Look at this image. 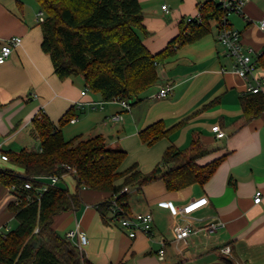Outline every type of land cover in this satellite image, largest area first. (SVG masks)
<instances>
[{
  "label": "crops",
  "instance_id": "1",
  "mask_svg": "<svg viewBox=\"0 0 264 264\" xmlns=\"http://www.w3.org/2000/svg\"><path fill=\"white\" fill-rule=\"evenodd\" d=\"M206 1L140 0L148 30L141 36L148 49L152 53L163 50L179 34L182 20L198 15L200 5ZM37 5L40 8L38 2ZM23 8L19 0H0V49L10 37H22V43L0 64V156L9 149H36L32 119L40 110L58 123L68 110L75 108V122L70 124H80L78 131H82L75 136L84 137L85 124L90 120L88 112L100 114L97 119L102 118L104 126L106 121L120 124L119 139L111 135L109 141L103 127L96 126L86 135L103 134L110 146L124 148L129 157L122 169L137 162L142 171L148 172L161 161L170 145L185 148L195 137L211 150L199 163L225 157L203 185L196 183L169 191L159 180L139 189L140 197L135 200L129 191L132 213L152 212L151 235L139 233L130 237L119 223L104 222L97 204L107 193L86 187L81 189L80 208L56 215L54 228L66 235L79 223L88 236L82 252L94 264L122 260L127 264H264V110L249 120L244 115L242 98L252 93L247 91L248 80L234 70V60L217 40L218 24L212 25L209 34L180 47L161 63L157 84L141 93L128 110L117 100L107 101L113 103L107 107L99 93L86 88L82 76L77 80L75 76L60 79L50 54L42 49L43 32L37 22L41 8L34 16H26ZM243 11L244 14L234 13L228 19L232 27L241 31L243 43L253 47L258 56L264 48V28L260 26L264 0L247 2ZM256 74L264 76V67L258 65ZM166 85L172 86L171 92L166 97H157ZM114 114H122L123 119L111 121L109 118ZM158 120H164L168 128L182 120L186 122L153 145L143 143L140 131ZM217 124L226 132L225 137H217L212 129ZM40 146L39 141L36 150ZM132 149H140L142 153L131 158ZM0 167L23 172L22 166L1 157ZM60 182L72 191L76 188L72 176H65ZM258 190L263 198L256 203ZM17 198L12 189L0 186L2 233L14 229L10 223L16 216L10 204ZM199 198H207V203L193 213L182 215L176 211ZM163 203H168V207ZM217 221L223 225L213 233L192 234L184 241L174 238L176 224L201 226ZM164 240L166 251L161 259L159 250ZM226 245L231 247V255L222 252Z\"/></svg>",
  "mask_w": 264,
  "mask_h": 264
},
{
  "label": "trees",
  "instance_id": "2",
  "mask_svg": "<svg viewBox=\"0 0 264 264\" xmlns=\"http://www.w3.org/2000/svg\"><path fill=\"white\" fill-rule=\"evenodd\" d=\"M45 12L41 23L42 49L49 53L54 70L60 79L82 76L91 92L99 93L104 101L126 100L134 104L139 95L159 81V65L185 44L209 34L212 22L220 26L226 11L217 0H207L199 7L201 19L186 18L180 24L179 34L158 53H152L143 41L144 10L140 0H36ZM258 65L264 67V48L258 55ZM244 115L249 120L264 110V93H252L242 98ZM75 115L68 110L55 123L44 110L32 119L34 137L40 149L6 150L12 164L23 167V172L4 167L0 170V186L13 190L17 200L10 204L18 219L16 228L0 232V264H94L66 235L53 226L56 215L82 204L83 187L106 192V198L97 204L104 222H111V200L124 187L144 186L162 180L169 191H179L193 184H205L225 158L207 164L199 159L211 150L199 137L189 146L170 145L155 167L144 172L133 163L126 169L122 165L127 151L112 147L103 134L84 138L77 135L66 139L63 128ZM185 120L168 128L158 120L139 133L147 145L168 137L185 124ZM67 166L76 169L69 171ZM72 176L76 188L59 183L49 185L43 193L37 176ZM31 180L32 189H25ZM13 187H15L13 189ZM117 200L126 213H132L129 192ZM37 236L42 243L32 245ZM110 264H127L125 260Z\"/></svg>",
  "mask_w": 264,
  "mask_h": 264
},
{
  "label": "built area",
  "instance_id": "3",
  "mask_svg": "<svg viewBox=\"0 0 264 264\" xmlns=\"http://www.w3.org/2000/svg\"><path fill=\"white\" fill-rule=\"evenodd\" d=\"M221 3L226 11V15L220 21L219 32L217 35V40L220 42L225 48V52L228 56H230L234 60V70L243 78L248 80L247 91L250 93H259L263 91L264 88V76L260 77L256 74V70L258 67V56H256V51L253 47L247 46L243 43L242 33L238 29L232 27L229 22L228 16L231 12H238L240 14H244L243 8L245 4L251 0H217ZM164 9L167 8V5L163 6ZM201 19L200 13L196 16H191L186 18V21L189 22L193 18ZM45 20V12L40 10L37 13V22L41 23ZM260 26L264 28V16L260 21ZM22 43V37L13 36L6 40L5 44L2 45L0 49V64L5 63L6 60L10 57L14 48L19 46ZM172 86L166 85L159 90L157 93V97H166L171 92ZM83 94L86 91L82 92ZM121 102L125 109L130 110L131 104L126 100H117ZM111 121L117 122L123 119L122 114H114L109 118ZM71 122H75V119L72 118ZM214 131L217 133V137L222 138L226 136V132L220 127V125H214L212 127ZM1 160L6 161L8 159L6 154H1ZM69 171L72 173L76 172V169L67 166ZM2 167H0V170ZM67 176L64 174L62 176L59 175H50V176H37L33 177L34 180L39 181L42 185L38 188L39 194L43 193L47 189V187L51 184H58L63 177ZM15 187H13L14 189ZM25 189H32L33 183L31 180L26 181L24 184ZM130 187L126 186L124 189L116 194L111 200V215L112 220L119 223L122 228L128 233L130 237H136L139 233H143L146 235H151L152 228L154 224V216L152 212H139V213H126L124 211L123 206L117 200V198L124 192H129ZM263 198L262 191H257L255 195V202L259 203ZM207 203V198H199L191 201L189 204L185 205L183 208L177 209L176 211L182 215H189L202 207ZM164 206L168 207V203H163ZM223 223L221 221L212 222L208 224H204L201 226H195L192 223L186 224H176L173 227V235L176 241H184L190 235L197 233H213L217 231V229L222 226ZM66 236L71 239L77 247L83 251V247L88 243L87 234L80 229V224L77 223L76 228L70 230L66 233ZM166 241H162L161 248L159 250L160 258H164L165 254V246ZM222 252L224 254L231 255V247L226 245L222 247Z\"/></svg>",
  "mask_w": 264,
  "mask_h": 264
},
{
  "label": "rangeland",
  "instance_id": "4",
  "mask_svg": "<svg viewBox=\"0 0 264 264\" xmlns=\"http://www.w3.org/2000/svg\"><path fill=\"white\" fill-rule=\"evenodd\" d=\"M19 1L21 3L23 2V4H24L23 11H24V14L26 16H28V15L34 16L36 14V12L40 9L38 7V5H37L36 0H19ZM17 8L19 9V7H17ZM234 13L239 14L238 12L234 11V12H231L230 15H232ZM215 24H216V22L213 21L212 25L214 26ZM78 78H79L78 76H75L76 80ZM109 104H113V103L112 102L109 103V102L105 101V105L107 107H108ZM88 114L90 116H92V117L89 116L90 120H89V122L87 121L88 123L85 124L86 128L84 129L85 131H83V133L85 134L84 138H88V136L86 134L91 130V128L93 126H96L97 129H99L100 127H103V130H104L106 136L108 137L109 141L111 140L109 138L111 135H114L115 139H119L121 137L122 132L119 131L121 128L118 127L120 124H113L112 122L106 121L107 125L104 126L103 125V123H104L103 119L102 118L97 119V118H99L100 114L98 115L96 111L88 112ZM93 120H95L96 123H94ZM93 123H94V125H93ZM79 126H80V124H77V125L73 126V124L67 123L64 126V128H63L64 136L66 138H73L76 134L81 133L82 131H80V132L78 131L79 130ZM33 140L35 142H37L36 149L39 148V140L35 139V138H33ZM141 153H142V151L140 149H135V150L131 151V153H130L131 154V158H134L135 156H139ZM128 157H129V155L127 156L126 160L128 159ZM132 160H136V159H132ZM125 164H127V163L125 162ZM60 185L64 186V187L66 186V184L64 182H60ZM139 195H140L139 187L138 186H132L131 187V191H130L131 198L134 199V200L138 199L140 197ZM17 225H18V219L15 218L13 221H11L10 226L13 227V228H16ZM74 226H75V222L72 225V227L74 228ZM64 233H65V231H64Z\"/></svg>",
  "mask_w": 264,
  "mask_h": 264
},
{
  "label": "water",
  "instance_id": "5",
  "mask_svg": "<svg viewBox=\"0 0 264 264\" xmlns=\"http://www.w3.org/2000/svg\"><path fill=\"white\" fill-rule=\"evenodd\" d=\"M42 243V238L41 236H37L36 239L32 242V245L35 247V248H38Z\"/></svg>",
  "mask_w": 264,
  "mask_h": 264
}]
</instances>
